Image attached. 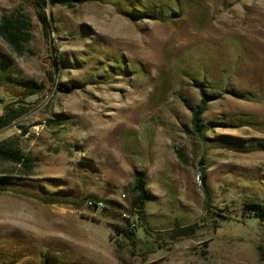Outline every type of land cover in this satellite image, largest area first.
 <instances>
[{
  "label": "rangeland",
  "instance_id": "rangeland-1",
  "mask_svg": "<svg viewBox=\"0 0 264 264\" xmlns=\"http://www.w3.org/2000/svg\"><path fill=\"white\" fill-rule=\"evenodd\" d=\"M30 1L0 0V17L25 15L32 36L20 55L0 38L2 103L30 106L0 142L32 163L27 174L0 160L17 179L0 192V264H264V227L225 211L264 199V0L84 1L48 7V35ZM167 7L180 16L157 19ZM198 82L219 95L206 140L191 131ZM135 210L163 241L117 231ZM176 225L195 233L170 241Z\"/></svg>",
  "mask_w": 264,
  "mask_h": 264
},
{
  "label": "trees",
  "instance_id": "trees-1",
  "mask_svg": "<svg viewBox=\"0 0 264 264\" xmlns=\"http://www.w3.org/2000/svg\"><path fill=\"white\" fill-rule=\"evenodd\" d=\"M84 1L91 0H31V5L34 8L37 18L42 25L44 30V34H49L51 25L48 22L45 11L48 7L53 8L55 6L67 7L69 9L73 8L75 4L81 3ZM162 16L159 14L156 16L157 19H169V17H179L180 14L175 9L165 8ZM146 16L145 11H135L133 13L134 17L137 14ZM139 17V16H137ZM142 17V16H141ZM31 32H30V24L29 20L25 15L19 13H4L0 17V38L8 45V47L16 54H22L25 45L31 40ZM51 62V61H50ZM49 66L54 67L53 74H56L58 70L57 62L49 63ZM49 79L51 82L52 88L63 92L68 90V86L64 83L58 82L55 77L49 74ZM198 87L200 90V100L195 106H190L191 110V131L192 133L201 140H206V127L204 124V115L207 112L208 105L219 98V95H213L208 92L206 86L204 84H199ZM27 92L23 93L24 98L28 96L35 95L46 90L45 84L41 83L40 85H32L27 88ZM0 130L15 124L23 117L27 116L30 113V106L24 102L23 100L11 102L8 104H3L0 96ZM23 129V133L26 132L25 128ZM228 145V144H226ZM247 150H255L254 148H250V146L246 145ZM0 160L7 161L13 163L25 169L26 173H29V170L32 168V163L29 158L24 156L15 145L7 140L0 142ZM133 185L132 192L134 194L135 206H143L147 199H149L150 194L146 192L147 185V174L145 171H136L133 174ZM16 177L2 175L0 176V192H5L9 190L11 185L15 184ZM101 203V202H100ZM91 204L97 207L95 202H91ZM102 209H106L102 207ZM228 215H234L237 217L240 215V220L247 224L250 219L256 218L258 219V224L264 227V199H257L253 197L244 198L242 206L237 209L230 210L229 207L225 210ZM207 212L211 213V210H207ZM142 211H133V217H122V220L125 222L124 225L114 224L117 231L121 233L128 241L130 240L133 244V240L136 237V230L142 228L145 231V234L149 237L154 238L155 233L150 231L147 228L145 217L142 215ZM215 214V213H214ZM213 214V215H214ZM212 215V216H213ZM214 222V220H212ZM239 221V220H237ZM217 223V222H216ZM217 226V225H216ZM195 233V227H179L175 226L174 229L170 231L168 239L170 241H177L182 238H191ZM162 238H154L155 241L161 242ZM207 245V244H205ZM151 264H157L153 262Z\"/></svg>",
  "mask_w": 264,
  "mask_h": 264
},
{
  "label": "water",
  "instance_id": "water-1",
  "mask_svg": "<svg viewBox=\"0 0 264 264\" xmlns=\"http://www.w3.org/2000/svg\"><path fill=\"white\" fill-rule=\"evenodd\" d=\"M201 164H202V162H200V165H201ZM141 208H142V207H141V206H139V207L137 208V210H141Z\"/></svg>",
  "mask_w": 264,
  "mask_h": 264
}]
</instances>
